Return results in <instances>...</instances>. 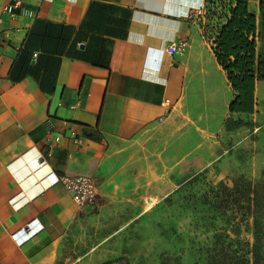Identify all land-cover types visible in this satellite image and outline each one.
I'll use <instances>...</instances> for the list:
<instances>
[{"label": "crops", "instance_id": "1", "mask_svg": "<svg viewBox=\"0 0 264 264\" xmlns=\"http://www.w3.org/2000/svg\"><path fill=\"white\" fill-rule=\"evenodd\" d=\"M22 1L0 12V264H99L208 169L258 180L264 79L252 114L229 111L206 0ZM178 41L187 51L167 55ZM60 175L94 177L97 209L80 211Z\"/></svg>", "mask_w": 264, "mask_h": 264}, {"label": "rangeland", "instance_id": "2", "mask_svg": "<svg viewBox=\"0 0 264 264\" xmlns=\"http://www.w3.org/2000/svg\"><path fill=\"white\" fill-rule=\"evenodd\" d=\"M232 3L233 0H211V12L228 13ZM258 5L259 0H250L249 11L259 12ZM258 15V42L264 55V16ZM260 133L264 139V130ZM263 172L255 181L231 173L224 176L216 168L199 174L159 203L140 223L114 237L99 264H207L206 252L213 247L214 236L220 234L227 237L224 244L237 257L252 263L254 227L248 199L225 205L218 185L231 188L239 179L257 184L263 180ZM238 186L244 189L241 182Z\"/></svg>", "mask_w": 264, "mask_h": 264}, {"label": "trees", "instance_id": "3", "mask_svg": "<svg viewBox=\"0 0 264 264\" xmlns=\"http://www.w3.org/2000/svg\"><path fill=\"white\" fill-rule=\"evenodd\" d=\"M210 3L211 0H206L209 20L205 29L210 27L206 31L215 36L212 40L215 60L225 72L234 91L235 98L230 103L229 111L252 114L256 81L264 79V55L257 50L260 33L256 15L249 11L250 0H233L228 13H221L222 15L213 14ZM258 9L260 15L264 16V0H259ZM237 126L231 119L225 122L228 131L236 129ZM262 176L264 177V172ZM240 182L244 189L238 186ZM218 186L220 195L225 198V205L245 197L248 199L254 227L253 261L250 263L245 258L237 257L229 245L225 246L224 239L227 237L220 234L214 236L213 247L206 252L207 264H264V178L257 184L239 179L231 188L223 184Z\"/></svg>", "mask_w": 264, "mask_h": 264}, {"label": "built area", "instance_id": "4", "mask_svg": "<svg viewBox=\"0 0 264 264\" xmlns=\"http://www.w3.org/2000/svg\"><path fill=\"white\" fill-rule=\"evenodd\" d=\"M8 4L5 7L0 6V12H7L13 16V11L21 8L22 0H7ZM188 44L186 41L174 42L167 46L165 52L169 56L183 55L187 49ZM36 57V54L33 55ZM56 183H60L65 189L66 193L72 198L74 205L82 212H93L98 206V181L94 177L86 175L67 176L60 175L55 179ZM23 237L28 238L32 234L30 226L21 229Z\"/></svg>", "mask_w": 264, "mask_h": 264}]
</instances>
